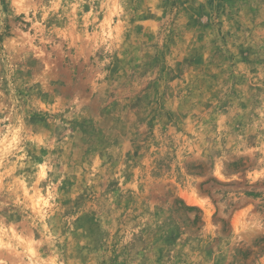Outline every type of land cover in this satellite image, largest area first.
Returning a JSON list of instances; mask_svg holds the SVG:
<instances>
[{
  "label": "rangeland",
  "instance_id": "374dc122",
  "mask_svg": "<svg viewBox=\"0 0 264 264\" xmlns=\"http://www.w3.org/2000/svg\"><path fill=\"white\" fill-rule=\"evenodd\" d=\"M0 264H264V0H0Z\"/></svg>",
  "mask_w": 264,
  "mask_h": 264
}]
</instances>
